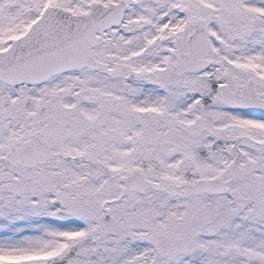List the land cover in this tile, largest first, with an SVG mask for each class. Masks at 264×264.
<instances>
[{
  "label": "snow or ice",
  "instance_id": "snow-or-ice-1",
  "mask_svg": "<svg viewBox=\"0 0 264 264\" xmlns=\"http://www.w3.org/2000/svg\"><path fill=\"white\" fill-rule=\"evenodd\" d=\"M0 264H264V0H0Z\"/></svg>",
  "mask_w": 264,
  "mask_h": 264
}]
</instances>
